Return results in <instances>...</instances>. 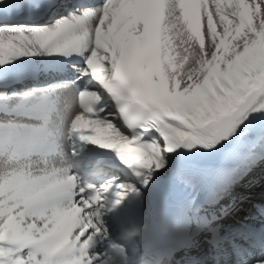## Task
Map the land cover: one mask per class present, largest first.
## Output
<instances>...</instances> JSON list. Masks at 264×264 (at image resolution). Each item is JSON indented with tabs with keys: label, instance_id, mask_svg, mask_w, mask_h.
<instances>
[{
	"label": "snow or ice",
	"instance_id": "6c2138e0",
	"mask_svg": "<svg viewBox=\"0 0 264 264\" xmlns=\"http://www.w3.org/2000/svg\"><path fill=\"white\" fill-rule=\"evenodd\" d=\"M60 2L43 23L0 14V264H128L118 237L132 221L118 210L129 194L176 165L190 188L231 175L228 193L264 162V0ZM37 59L43 80L3 82ZM75 134L139 184L81 178ZM198 155L219 164L194 168ZM210 223L200 231L215 240ZM245 233L264 264V232ZM194 242L184 233L179 248Z\"/></svg>",
	"mask_w": 264,
	"mask_h": 264
},
{
	"label": "rangeland",
	"instance_id": "374dc122",
	"mask_svg": "<svg viewBox=\"0 0 264 264\" xmlns=\"http://www.w3.org/2000/svg\"><path fill=\"white\" fill-rule=\"evenodd\" d=\"M44 4L48 5L45 7ZM68 7L71 8L72 6L69 5ZM65 10V5L61 3L60 0H27L22 1L19 4L9 6V8H3L0 14L4 15L5 19L12 23L30 24L46 22L55 16L62 14ZM44 66V62L39 59L34 61H25L21 64H18L11 71V73L6 74L3 82L6 83L8 80L13 78L18 79L22 78L23 76L30 75L32 77L39 75L42 79ZM31 78L24 80V84L30 86L34 82ZM20 86L21 85L17 83L13 87L19 88ZM191 163L194 168L205 169L219 164V160L216 157L198 155L191 157ZM179 166L181 165H176L175 167L170 168L168 171L161 172L154 178L150 187H140L139 194L136 193L140 203L141 217L144 221L145 229L148 228L153 222L157 223L155 225V234L157 236H164V238L166 237L167 240L174 244H180L184 233H189L193 236L195 245L193 244V246L188 249L177 248L178 252L175 253V256L172 257V260L178 259L179 257H189L193 254L192 257L190 256V259H192L197 257L196 254H198L200 251H202L200 252L202 254H205L207 250L216 251L218 249L217 245L220 246L219 243L222 242H225V244H228L227 246H229V244H231V239L234 240V237H237L235 235L238 234V231L241 230V228H252L250 224H247L246 221H244L243 218L246 216H244L243 212L245 211L252 215L255 212V209H258L264 205L263 203H258L257 199L261 198L259 194H264V162H262L259 167L255 168L251 173H249L248 176L233 184L229 192L224 193V198H220L218 200L216 199L215 201L212 200L215 203L204 202L197 207L196 205L191 204V208H187L186 210H181L179 207L175 209L176 212L172 215L168 210V205L170 203L168 198L170 199L172 196L178 194V181L175 179V168ZM120 171V168H116L113 171V175L115 176V174L120 173ZM129 173L131 177L126 178L123 182L139 184L137 178L135 179V177L132 176L131 171H129ZM104 174L105 173L100 174L96 180L101 179ZM227 178V182H229L232 179V176L229 175ZM180 185L181 184H179V186ZM216 195L218 196L219 193ZM240 197H245V199L240 200ZM162 199H164V203H161ZM236 199L239 200L237 204H232L229 202L232 200L236 201ZM262 201L263 200L260 202ZM124 206H126V200L118 210L122 218H124L122 214ZM236 207L238 210H235L237 209ZM204 214L207 216L213 215L210 217V219ZM230 216H233V218H230ZM155 218L159 220L155 221ZM205 221L211 222V228L218 229V240H213L212 233L200 231L202 223ZM142 230L144 229L141 228V231ZM161 230H163V232ZM141 231L139 235L136 236L138 240L134 244H130V240H126V244L133 246V248H129L131 251H134L133 249H136L135 246L137 245H139L138 247L140 248L142 247L143 242L141 239ZM243 231L245 230L243 229ZM242 233L244 232H241V234ZM221 236L224 237V240L219 238ZM251 247L253 248L254 246ZM235 249L239 250L240 248ZM255 251L259 252L260 250L256 249ZM139 258L136 260L137 264H140ZM148 259H155V257L149 256ZM231 262H233V260Z\"/></svg>",
	"mask_w": 264,
	"mask_h": 264
},
{
	"label": "bare ground",
	"instance_id": "6f19581e",
	"mask_svg": "<svg viewBox=\"0 0 264 264\" xmlns=\"http://www.w3.org/2000/svg\"><path fill=\"white\" fill-rule=\"evenodd\" d=\"M47 5L48 4H44L45 7ZM43 78L41 80H43ZM9 85L15 86L16 84H14L12 82V83H9ZM66 146L69 148V150H74V152L76 153L74 160H75V163L77 164V169H74V171H78V174L81 176V178L96 180L98 178V176L102 173H105V174L107 173L108 175L110 174L109 176H112L114 174L113 171L116 169V168H114L115 166L119 167L121 170L120 173L115 174V176L120 178V182H123L126 178L131 177L129 170H127L125 167L119 166V165H121V164H119L120 161L117 159L114 152H111V151L103 152L104 149H101L102 151L91 150V148L93 147V144L88 143L84 140H81L78 134L73 135L72 138L67 142ZM93 158L102 160L104 165H102V166L101 165H95ZM122 169H124V170H122ZM227 181H228V178L225 177L224 181L221 184L214 185L212 182H208V183H205L204 185H201V186L196 187V188L185 187L183 184L177 182L178 194L175 196H172L170 199L168 198V200L170 202L168 205L169 206V209H168L169 213L173 215L176 212L175 209L179 208V207L181 210H186L187 208L190 209L191 204H194L197 207L204 202L215 203L213 201H215L216 199L218 200L220 198L225 197L224 196L225 191H224L223 185L228 183ZM179 184H181V185L179 186ZM217 193H219L218 196L216 195ZM131 196L136 197V199L138 201L136 193H131L130 197ZM259 196H261V198H257L258 203L264 204V194H259ZM130 197L128 196V198L126 199V206L123 207L122 214H123L124 218H126L125 209H126V207H128V204H129L128 202H129ZM261 200H263V201L260 202ZM236 201L232 200L229 202L232 204L233 203L237 204L239 200L236 199ZM161 203H164V199H162ZM239 207H240V205H239ZM235 210H238V208ZM262 212H264V205L262 207H259L258 209H255V212L252 215L248 212H245V211L243 212L244 216H246L245 218H243L244 221H246L247 224H250L252 226V228H250L251 231L257 234V236L255 238L256 240H258V238H259L258 234L261 232H264V215L261 214ZM210 213H213V212H210ZM212 215H209V216L205 215V216L210 218ZM230 218H233V216L232 217L230 216ZM181 221H183V220H181ZM134 225L136 227H138L140 229V231H141V228L145 229L144 228V221L142 220L141 215H138V220L136 223H134ZM130 228H133V227L130 226ZM228 228H230V227H228ZM243 229L247 230V228H243ZM243 229L241 228V230L238 231V234L235 235L237 237H234L235 238L234 240L231 239V241H230L231 244H229V246H227L228 244H225V242L219 243L220 246L217 245L218 249L216 251L207 250V252L205 254L200 253V252H202V251H200L198 254H196L197 257H195V258H197V259H195V258L190 259L193 256V254H192V255H190L191 257L190 256L189 257H179L178 259H174V260H172V258L170 259L169 257H167V258L163 259V261L165 264H221V263L222 264H252L253 258L256 255H259L260 251L259 252L255 251L256 249H259L256 246H254L253 248L251 247V246H253V239H249L247 233H245V231H243ZM161 231L163 232V230H161ZM241 232H244V233L241 234ZM118 238L121 239L124 243L127 242L126 239L122 238V236L118 237ZM219 238L221 240L222 239L224 240V237H222V236ZM137 240H138L137 237H135L134 239H131L130 244H134L135 242H137ZM215 240H218V238H216ZM130 244H127V246L129 248L130 247L133 248V246H131ZM142 245L144 246V244H142ZM173 245L178 246L180 244H169L167 246L171 247ZM138 246L139 245L135 246L137 250L133 249L134 251H132L133 252L132 256L134 257V259H135V257L136 258L140 257L139 258L140 264H143V260L148 259L150 254L147 253V255L145 256L144 253H146V252L143 253L141 251V248ZM177 248H179V247H177ZM235 248H240V249L237 250ZM181 250H183V249H181ZM236 251H238V253H243V255H236ZM139 254H140V256H139ZM151 257H154V256L151 255ZM155 258H157V257H155ZM182 258H184V259L182 260ZM232 260H233V262H231Z\"/></svg>",
	"mask_w": 264,
	"mask_h": 264
},
{
	"label": "clouds",
	"instance_id": "9594fccd",
	"mask_svg": "<svg viewBox=\"0 0 264 264\" xmlns=\"http://www.w3.org/2000/svg\"><path fill=\"white\" fill-rule=\"evenodd\" d=\"M139 228H129L124 231L122 234V238L126 240L134 239L137 235H139ZM128 264H137L135 260H129ZM143 264H164L163 257H157L155 259H144Z\"/></svg>",
	"mask_w": 264,
	"mask_h": 264
},
{
	"label": "trees",
	"instance_id": "16d2710c",
	"mask_svg": "<svg viewBox=\"0 0 264 264\" xmlns=\"http://www.w3.org/2000/svg\"><path fill=\"white\" fill-rule=\"evenodd\" d=\"M22 1H27V0H7V3L5 4V6L3 8H9V6H13L15 4H19Z\"/></svg>",
	"mask_w": 264,
	"mask_h": 264
}]
</instances>
